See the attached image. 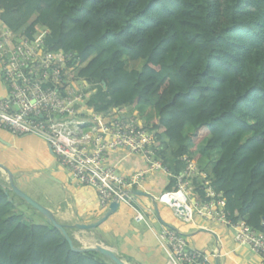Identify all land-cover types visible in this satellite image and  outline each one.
<instances>
[{"label":"trees","instance_id":"trees-1","mask_svg":"<svg viewBox=\"0 0 264 264\" xmlns=\"http://www.w3.org/2000/svg\"><path fill=\"white\" fill-rule=\"evenodd\" d=\"M34 15L22 35L40 25L48 50L72 55L75 78L94 91L89 111L137 114L165 165L198 162L231 219L264 233V0H0L13 34ZM124 59L142 66L127 71ZM10 192L0 175V264H114L72 251L51 224L27 225ZM98 237L92 246L107 247Z\"/></svg>","mask_w":264,"mask_h":264},{"label":"built area","instance_id":"built-area-1","mask_svg":"<svg viewBox=\"0 0 264 264\" xmlns=\"http://www.w3.org/2000/svg\"><path fill=\"white\" fill-rule=\"evenodd\" d=\"M47 34L36 31L27 38L0 27V78L7 92L0 99V129L14 137L33 135L46 141L70 181L95 191L102 210L113 202L129 204L145 174L162 172L174 190L162 192L154 201L170 207L184 222L198 217L229 227L236 245L264 262V233L231 219L225 198L198 162L181 157L183 169L173 172L157 157L155 139L137 114L122 107L102 116L86 108L92 90L75 78L71 54L48 50ZM111 151L139 155L146 172L120 175L108 163ZM143 216L136 212L139 221ZM157 239L166 264H213L218 256L192 248L177 229L164 227Z\"/></svg>","mask_w":264,"mask_h":264},{"label":"crops","instance_id":"crops-1","mask_svg":"<svg viewBox=\"0 0 264 264\" xmlns=\"http://www.w3.org/2000/svg\"><path fill=\"white\" fill-rule=\"evenodd\" d=\"M6 94V89L3 86L0 99L4 98ZM1 131L6 132L4 130ZM48 150L52 155L49 148ZM107 157L108 163L122 176L129 177L139 172H146V165L139 155L125 151H111ZM53 181L55 184L59 183L57 180ZM65 181L60 187L56 185L55 189L57 192L61 190L62 198L56 196L51 201L52 208H44L49 210L60 224L68 225L70 229L73 228L72 225L75 223L87 224L98 220L102 215H98L96 212L100 208L95 191L89 187L78 186L72 183L67 175H65ZM168 182L169 177L162 172L147 173L137 188V192L146 193L151 196V200L147 201L150 209H147L146 212L153 213L152 210H154L158 215L152 222L145 215L143 216L144 219L139 221L136 219L135 214L131 219V224L122 215L114 217L116 211L95 229L96 232L90 233V240L85 237L87 231L76 230L78 235L72 237L83 247H92L96 242L97 236H99L98 238L104 241L108 245L107 247L115 252L126 264H166V255L157 239L158 233L165 227L158 210L161 204L155 201L157 204V210H155L152 199L165 191ZM139 196L146 199V196ZM135 212L139 211L135 209ZM179 220L181 219L179 218ZM181 221L190 224L193 231L197 230L196 233H193L192 230L190 233L179 230L192 248L207 255H218L212 259L213 264H215L216 259H218V264H263V260L259 256L253 254L245 247L236 245L234 242V232L229 227L213 222H206L198 217H193L190 222ZM142 222L147 226V230H140L137 227ZM155 224L158 225V228H156ZM200 229H205L207 232H200ZM196 234H199L201 237L199 236L191 242L190 240ZM190 237L192 239H189Z\"/></svg>","mask_w":264,"mask_h":264},{"label":"rangeland","instance_id":"rangeland-1","mask_svg":"<svg viewBox=\"0 0 264 264\" xmlns=\"http://www.w3.org/2000/svg\"><path fill=\"white\" fill-rule=\"evenodd\" d=\"M35 17L36 16L34 15L30 19H27L17 28L16 32H18V34H23L29 25L34 21ZM1 25H3V23L0 22V27ZM36 31L37 33L41 34L46 32L47 29L38 25L36 27ZM123 65L127 71H136L141 68L142 62H133L128 59H124ZM2 89L3 85L0 78V96L2 95ZM93 94L94 91L92 90L90 97ZM140 114H142V112H140ZM150 114L152 115L150 117L152 119L154 116V111L151 110ZM138 118L140 117L138 116ZM190 131V127H187L185 130L186 133H189ZM166 156L169 159V149L166 153ZM0 165L11 173L13 183L19 190L23 191L26 195L43 207L52 208L51 201L54 200L56 196H59L58 198H62L63 195L62 192H60L61 190H58L57 192L55 189L56 185L60 187L62 183L66 182V173L59 167L55 157L49 153L47 142L42 138L33 135L14 137L9 133L0 130ZM0 175L5 182L8 181V175L3 170L0 171ZM53 180H57L59 183L55 184ZM10 196L16 206L15 213L23 215V220L27 225L48 224L47 219L43 215L39 214L35 209L21 200L18 196L12 192H10ZM149 200H151V198L146 197L145 199L143 197L133 195L128 201L129 204L120 202L119 208L114 217L122 215V217L128 220L127 222L132 224L131 219L136 214V209L148 217L152 222L155 218H157L158 215L154 210H152L153 213L146 212L147 209H150L147 202ZM158 210L160 217L164 221L163 223L165 224V227L174 228L186 233L193 231L192 226L179 220L170 207L160 205ZM105 211L106 210L100 209L96 212L98 215H103ZM155 225L156 228H158V225ZM137 227L140 230H147V226L144 222L138 224ZM196 231H193V233H196ZM71 235L77 236L78 232L71 231ZM199 236V234H196L193 236V239L191 237L189 239H192L190 241L193 242L195 238ZM85 237H87L86 239L90 240V233H87Z\"/></svg>","mask_w":264,"mask_h":264},{"label":"water","instance_id":"water-1","mask_svg":"<svg viewBox=\"0 0 264 264\" xmlns=\"http://www.w3.org/2000/svg\"><path fill=\"white\" fill-rule=\"evenodd\" d=\"M2 170L8 175L7 180H8V183H9L10 191L13 194H15L16 196H18L21 200L26 202L28 205H30L39 214L43 215L47 219V223L48 224H51L54 228L59 230L63 234L65 240L67 241V243L70 246L72 251H74V252L96 251L99 254L103 255L104 257L108 258L114 264H126L123 260H121L116 255L115 252H113L111 249L103 247V246L83 247V248H78V249L74 248L70 237L66 233V229H68V226L60 224L54 218L53 214L49 210L44 208L39 203L35 202L33 199H31L29 196H27L21 190H19L13 183V179H12L11 173L8 172L4 167H2L0 165V171H2ZM132 194L135 195V196L143 195V196H146L148 198H151L150 195H148L146 193L137 192V191H133ZM153 205H154L155 210H157V204H156V202L154 200H153ZM118 206L119 205H118L117 202H113V203H111L109 205L108 209L103 213V215L98 220L93 221L91 223H87V224L76 223L72 227L74 229H76V230H81V231L95 230L101 224H103L109 216H111L113 213H115L117 211ZM262 221L264 222V217H263ZM199 231L200 232H207L205 229H200ZM215 264H218V259L215 260ZM263 264H264V262H263Z\"/></svg>","mask_w":264,"mask_h":264}]
</instances>
